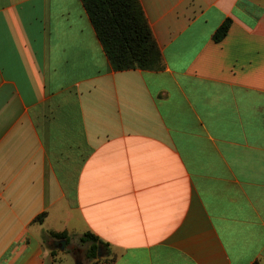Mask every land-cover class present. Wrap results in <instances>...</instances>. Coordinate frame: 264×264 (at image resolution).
Returning <instances> with one entry per match:
<instances>
[{"label": "crops", "instance_id": "obj_1", "mask_svg": "<svg viewBox=\"0 0 264 264\" xmlns=\"http://www.w3.org/2000/svg\"><path fill=\"white\" fill-rule=\"evenodd\" d=\"M139 2L161 71H114L82 0H0V264L74 257L63 232L264 264V0Z\"/></svg>", "mask_w": 264, "mask_h": 264}, {"label": "trees", "instance_id": "obj_2", "mask_svg": "<svg viewBox=\"0 0 264 264\" xmlns=\"http://www.w3.org/2000/svg\"><path fill=\"white\" fill-rule=\"evenodd\" d=\"M82 2L114 71L163 70L162 54L139 0H82ZM230 25L231 21L226 20L213 35L214 41L221 42L226 37ZM43 219L44 215H41L36 221L42 222ZM50 236L69 243V235L66 232L50 233ZM80 242L89 244L88 258L92 260V264H112L113 258L108 243L91 232L85 233ZM100 248L106 252L102 259H98ZM52 254L55 256L56 251H52Z\"/></svg>", "mask_w": 264, "mask_h": 264}, {"label": "rangeland", "instance_id": "obj_3", "mask_svg": "<svg viewBox=\"0 0 264 264\" xmlns=\"http://www.w3.org/2000/svg\"><path fill=\"white\" fill-rule=\"evenodd\" d=\"M89 249V244H82L79 240L74 239L73 242L67 243L64 250L65 252L73 254L74 257L69 256V258H66L61 255V258L58 259V264H92V260L88 258ZM102 254V258H104L106 252L102 250Z\"/></svg>", "mask_w": 264, "mask_h": 264}, {"label": "water", "instance_id": "obj_4", "mask_svg": "<svg viewBox=\"0 0 264 264\" xmlns=\"http://www.w3.org/2000/svg\"><path fill=\"white\" fill-rule=\"evenodd\" d=\"M54 245L55 247H57L60 251H64L67 245V241L66 240H58V241H54ZM103 257L102 254V249L100 248L98 251V259H101ZM77 263H79L77 261Z\"/></svg>", "mask_w": 264, "mask_h": 264}]
</instances>
